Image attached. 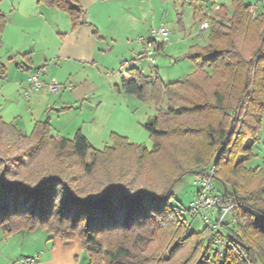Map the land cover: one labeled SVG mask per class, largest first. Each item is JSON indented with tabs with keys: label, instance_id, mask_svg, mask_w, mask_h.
I'll return each instance as SVG.
<instances>
[{
	"label": "trees",
	"instance_id": "obj_1",
	"mask_svg": "<svg viewBox=\"0 0 264 264\" xmlns=\"http://www.w3.org/2000/svg\"><path fill=\"white\" fill-rule=\"evenodd\" d=\"M38 3L66 12L72 29L84 23L78 0ZM229 7L231 14L222 6L210 18L207 44L185 54L197 66L192 74L164 82L158 74L129 69L133 79L122 84L126 93L165 102L144 123L154 140L151 150L117 133L103 150L81 131L71 139L55 136L49 117L25 135L0 114V228L6 237L42 228L67 243L79 239L90 264H145L149 257L136 260L129 240L136 232L140 250L160 228L172 242L165 257L173 264H264V165H246L264 118V7L253 10L243 0ZM6 25L0 13V35ZM167 43L154 40V51ZM6 77L0 56V79ZM170 138L200 139L205 154L190 160L175 142L167 151ZM128 156L134 157L129 166ZM163 158L169 166L165 176L142 184L143 163ZM203 164L216 168L222 205L232 206L231 221H221L207 239L190 231L182 209L172 203L174 185ZM116 233L121 240L114 242ZM182 250L187 252L176 256Z\"/></svg>",
	"mask_w": 264,
	"mask_h": 264
},
{
	"label": "crops",
	"instance_id": "obj_2",
	"mask_svg": "<svg viewBox=\"0 0 264 264\" xmlns=\"http://www.w3.org/2000/svg\"><path fill=\"white\" fill-rule=\"evenodd\" d=\"M231 1L78 0L85 10L84 23L72 29L66 12L38 0H0V13L7 21L0 35V56L7 68V77L0 79V114L25 135L36 122L49 117L53 135L71 139L81 131L94 145L102 114L111 115L121 102L131 112L138 104L137 96L122 89L124 82L133 79L129 69L150 77L160 75L154 48L148 55L144 43L152 28L167 26L171 36L166 47L184 54L193 45L207 44L209 30L204 41L197 38L201 23L210 22L222 6L231 14ZM247 4L264 7V0ZM185 7H193L196 30H186ZM33 74L56 83L60 90H33L28 82ZM100 135L105 138L104 131ZM18 236L25 245L24 257L39 255L40 264H90L79 239L67 243L40 229L21 230L12 238ZM30 242L34 247H29Z\"/></svg>",
	"mask_w": 264,
	"mask_h": 264
},
{
	"label": "rangeland",
	"instance_id": "obj_3",
	"mask_svg": "<svg viewBox=\"0 0 264 264\" xmlns=\"http://www.w3.org/2000/svg\"><path fill=\"white\" fill-rule=\"evenodd\" d=\"M246 2L255 3L257 2V0H246ZM159 7H160V3L157 9ZM191 8L185 7L186 13L184 20L187 31H190L191 28L192 30H196L197 28L192 18L193 7ZM165 9L167 10V6H165ZM205 36H206V32H204L203 34L197 37L198 41L199 42H202V40L204 41ZM186 53L178 54V48H173V47L169 48V46L162 51L155 52L154 57L157 59L156 65L159 67V73L164 80L168 82L178 81L187 77L189 74H192L196 70L197 68L196 64L190 58L185 56ZM145 64L146 65L143 66L144 70L148 71L150 66L147 63ZM164 105L165 102L160 105H157L151 99L150 100L138 99V104L136 108L131 112L130 109H127L125 104L121 102L120 105L115 110H113L111 115L105 113L104 115L102 114L98 118L96 124L99 126L100 134L101 131L105 132V138L104 136L102 137L100 134H98L97 137L94 138L93 140L94 142L93 146L99 150L105 149L107 146L112 145L111 135L113 133H117L119 135L128 137L131 143H135L137 145H145L149 150H151L154 144V140L151 138L150 133L145 129L144 123L147 121V119L150 116L157 115L159 113L158 107L163 108ZM46 118H44V120ZM105 121L107 123L106 124L107 127L102 129L101 125L105 123ZM257 137H258V142L253 147L254 156L249 161L246 162L247 167L252 169H256L264 165V118L262 121V127L258 132ZM173 142L175 141L172 138H170L167 141V143L164 142V148L167 151H169V149L173 150V147L176 146L173 144ZM175 143L177 144L178 141ZM202 144L203 142L200 139H193V140L185 139L180 141V143H178L179 146L178 151L182 153L183 156L185 155V157L187 155L188 159L190 160L196 159L195 157L202 158L205 154V149H206L205 145ZM133 160L134 157L128 156L126 158L125 165L129 166ZM167 160L168 159L163 158L160 160V162H156V161L153 162V160L152 161L147 160L146 162H144L143 175L141 177L142 184H148L155 180L162 179L161 177H158V175L165 176L166 169L167 170L169 169V166L167 165ZM156 163H159L161 165H157ZM179 166L180 164L178 165V167ZM212 169L214 172L213 175H215V173H217V170L216 168H213V166L211 165L207 166V164L197 166L192 173L186 174L184 178L179 182H177L173 187L174 198L172 203L175 206H178L180 209H182L184 220L188 224L190 231L195 233H202L204 239L211 237L213 228L210 226L209 222H207L203 218V215L201 213H197L194 210L190 209V204L196 199L197 186L194 184L195 178L204 177L208 175V173ZM213 183L215 188L217 189L216 193L219 192L220 190H223V185L216 178H213ZM218 217L219 215L217 216V218ZM231 217H232V213L230 212L224 216L223 221L230 222ZM38 229L44 230L42 228H38ZM217 229L219 230V227ZM142 231L145 232L146 229ZM165 231L160 230V228L154 229V234L151 235L152 239L148 240L145 244L141 245L142 246L141 248L138 245L140 250L134 244V240L136 238L135 237L136 232H133L129 241H130V245L133 248H135L134 253L137 256L136 260L142 259L144 262V258L148 256L149 261H146L145 264H173V261H170L172 259L171 257L169 258L165 257V254H167V251L172 243V242L170 243V237L166 235ZM18 232H15L12 235L6 237L2 229L0 228V264H10V263L12 264L15 261L16 264H18V261L21 258H23L25 255H27L24 252L25 245L21 244L22 243L21 237L18 236L12 238V236ZM119 240H121V235L119 233H116L113 236L112 241L117 242ZM213 241L214 244L217 243L218 245H220V243L217 242V237L216 239H213ZM29 247L32 248L34 247V245L30 242ZM182 251L184 252V250ZM181 252L175 253L176 256L181 257L187 251L184 253Z\"/></svg>",
	"mask_w": 264,
	"mask_h": 264
},
{
	"label": "built area",
	"instance_id": "obj_4",
	"mask_svg": "<svg viewBox=\"0 0 264 264\" xmlns=\"http://www.w3.org/2000/svg\"><path fill=\"white\" fill-rule=\"evenodd\" d=\"M260 0H257V2ZM257 8L253 6V10ZM210 28V22L204 20L200 25V33L208 31ZM171 36V30L167 26H159L152 28L150 36L148 39L144 40V43L147 46L148 55L152 53V42L154 40H163L169 41ZM28 82L31 84L33 90H40L45 87H48L51 92H58L60 87L56 83H47L42 80L37 74L29 76ZM213 169L204 177H196L194 184L197 186L196 190V199L191 202L190 208L197 213H201L203 218L209 222L210 226L214 229L219 227L221 221H223L224 216L231 210L232 206L224 207L221 202V197L216 193L213 178H214ZM218 222L214 220L218 213ZM217 242L220 243V239H217ZM21 264H40L39 255L26 256L21 260Z\"/></svg>",
	"mask_w": 264,
	"mask_h": 264
}]
</instances>
